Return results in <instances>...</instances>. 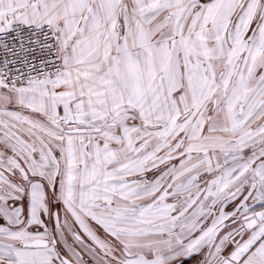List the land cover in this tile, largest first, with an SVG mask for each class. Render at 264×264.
I'll use <instances>...</instances> for the list:
<instances>
[{
  "label": "snow or ice",
  "instance_id": "6c2138e0",
  "mask_svg": "<svg viewBox=\"0 0 264 264\" xmlns=\"http://www.w3.org/2000/svg\"><path fill=\"white\" fill-rule=\"evenodd\" d=\"M0 264H264V0H0Z\"/></svg>",
  "mask_w": 264,
  "mask_h": 264
}]
</instances>
